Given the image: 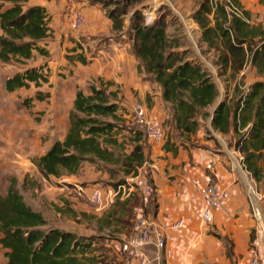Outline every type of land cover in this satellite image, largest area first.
Listing matches in <instances>:
<instances>
[{"label":"trees","instance_id":"obj_1","mask_svg":"<svg viewBox=\"0 0 264 264\" xmlns=\"http://www.w3.org/2000/svg\"><path fill=\"white\" fill-rule=\"evenodd\" d=\"M123 1L112 14L118 24L128 7L141 0ZM230 1L242 15L228 10V0H201L193 15L202 41L213 52L219 77L233 84L231 96L219 104L218 86L203 66L180 51L181 42L167 32L169 22L165 14L147 25L142 12H135L133 49L140 61V73L158 85L164 101L170 104L182 145L191 142L201 122L211 118L215 132L233 135V147L240 153L245 170L256 182L259 193L264 194V26L251 21L250 13L239 0ZM0 2L5 7L0 13V61L24 63L35 52L48 55L39 44L51 36L46 10L27 6L29 0ZM250 66L257 79L247 86L241 73ZM39 73L27 70L17 74L6 81V89L11 92L29 83L37 84L43 78ZM38 98L44 99L41 94ZM118 109L115 95L106 87L91 86L90 95L78 91L66 138L55 142L36 161L43 176L75 175L85 163H104L114 166L110 170L112 175L122 173V180L113 187L127 177H136L146 160L141 143L145 134L140 129L126 128ZM123 131L131 133L136 143L131 155L124 153L125 148L116 136ZM127 201L122 202L123 208ZM47 226L45 217L26 203L17 181L12 179L6 194L0 193V247L6 251L5 264L99 262L93 255L95 247H99L94 244L96 236L80 237L58 228L46 229Z\"/></svg>","mask_w":264,"mask_h":264},{"label":"crops","instance_id":"obj_2","mask_svg":"<svg viewBox=\"0 0 264 264\" xmlns=\"http://www.w3.org/2000/svg\"><path fill=\"white\" fill-rule=\"evenodd\" d=\"M200 1L177 0L178 9L168 0L164 3L174 11H180L181 18L184 14L178 6L192 4V11L186 9L198 27L193 15ZM123 3V0H74L71 5L70 0H29L27 6H40L46 10L51 34L39 43L50 56L39 57L35 52L30 60L45 63L42 60L45 58L49 67L59 72L56 76L64 74L67 77V87H70L64 112L57 114L56 109L53 115L64 120L63 128H59L60 124L56 126L55 131L60 132L50 137L43 155L55 142L66 138L78 91L90 95L91 86L106 87L115 95L118 115L126 128L137 130L130 121L136 109H141L164 129L165 138L157 142L143 135L141 142L146 160L139 178L152 188L151 196L135 194L126 199L128 204L124 208L122 202L125 200L117 201L107 210L97 211L99 233L94 244H98L102 252L97 256V264H140L137 257L142 254L151 264H248L251 248L264 242V220H260L261 215L264 217V209L258 197L250 195L248 186L239 176L228 170L216 135H213L215 139H210L213 136L207 135L201 126L191 137V142L182 145L176 135L170 104L164 101L158 85L140 73V61L133 49L134 14L145 5L135 3L129 6L127 3V14L118 24L112 14ZM161 4L160 1L153 2L152 8ZM74 13L82 16V25L78 29L72 28ZM210 126L211 123L208 129ZM116 136L125 148L124 153L131 155L136 146L133 135L123 131ZM102 166L114 169L113 165L104 163H85L78 174L63 176L64 181L75 188L86 182V191L107 190L110 185L104 183L114 180L115 175L102 170ZM104 185L106 188L102 187ZM211 187L224 192L225 199L222 205L211 207L213 221L207 224L202 220V213L210 202L208 190ZM130 210L135 216L143 212L166 225L184 219L185 226L178 233H168L164 249L145 247L130 254L126 250V240L133 230L134 219H129ZM109 252L111 256L106 255Z\"/></svg>","mask_w":264,"mask_h":264},{"label":"rangeland","instance_id":"obj_3","mask_svg":"<svg viewBox=\"0 0 264 264\" xmlns=\"http://www.w3.org/2000/svg\"><path fill=\"white\" fill-rule=\"evenodd\" d=\"M141 1L138 4L139 6L145 5L142 8L140 7V10L146 20V15L152 16V21L163 14L167 16V21L169 22L167 32L169 36L181 42L182 48L180 51L185 52L190 61L203 66L218 86L220 94L218 103L226 96H231L233 84H227L219 77L218 67L214 64L215 57L213 52L207 50L206 44L201 39L200 29H198L199 31L197 30L198 27L193 24L187 12L188 9L192 11L194 6L192 7V4L178 6L184 14V17L181 18V13L180 15L178 13L180 11H174L170 5L164 3V0ZM156 1H160L162 3L161 6L152 8V3ZM176 1L168 0L169 3L174 4L175 8H177ZM241 3L244 5L242 7L248 9L253 23L262 22L264 25V0H241ZM187 7L188 9H186ZM4 8L0 2V13ZM1 33L0 30V36ZM42 48L48 52L45 47ZM38 56L43 57L40 53H38ZM44 56H50L49 52L48 55ZM42 60L45 63L38 60H27L24 63L4 64L0 61V193L6 194L12 179H15L17 188L21 191L26 203L33 210L40 212L47 220L48 226L46 229L60 227L62 228L60 230L72 232L80 237L97 236L99 233L97 226L98 217L93 203L82 194L79 188H75L74 185H68L64 181L63 176L45 178L36 164L37 159L41 158L45 153V144L48 143L50 137L54 136L56 132L59 134L60 130L55 131L56 126L60 124L59 128H63L64 120L59 116L56 118L53 115L56 109L57 114H60L61 111L64 112L65 105L69 102L68 88H70L69 86L67 87V77L64 74L56 76L55 74L59 72L56 73L54 68H50L45 58H42ZM27 70H36L38 73H42L41 76L43 78L37 84L35 82L29 83L27 87L11 92L8 91L6 89V81L17 74L25 73ZM241 76H244L242 81L247 86L257 79L256 71L251 66L247 67L241 73ZM44 78H46V81H44ZM49 81L51 84H48ZM40 94L44 98L43 100H39ZM50 109H53V112ZM210 112L212 113L213 110H210ZM210 123L211 118L201 122L206 134L216 135L220 141L221 154L227 161L228 170L239 176L245 186H248L250 195L258 197L259 203L264 209V194L259 193L256 182L245 170L240 153L233 147V135L224 136L217 133L211 127L212 125L210 126L211 129H208V124ZM37 131H39L38 134H36ZM22 136H24V140ZM210 139L215 138L213 136ZM232 154H234L233 160L231 158ZM100 168L110 173L109 167L102 166ZM114 175V180L104 184L113 187L122 180V174L119 172ZM86 185H88L86 182L78 184L84 191H86ZM102 187L106 188V185ZM86 192L89 195L91 194L89 192L92 191ZM123 200L126 199L117 198L115 203ZM130 211L129 219L133 220L135 215L132 210ZM260 220H264L262 215ZM95 248L97 251L93 255L98 256L99 253H102L99 247ZM5 252L0 247V264L7 261ZM106 255H110V252L106 253ZM109 260L111 261V259Z\"/></svg>","mask_w":264,"mask_h":264},{"label":"built area","instance_id":"obj_4","mask_svg":"<svg viewBox=\"0 0 264 264\" xmlns=\"http://www.w3.org/2000/svg\"><path fill=\"white\" fill-rule=\"evenodd\" d=\"M71 5L74 0H70ZM230 5L227 6L228 10L236 13L237 15H242L240 9L236 8L230 0H228ZM76 14V13H74ZM73 14V15H74ZM147 20L145 23L147 25L152 24L154 21L153 17L146 15ZM82 16L79 14L74 15L72 20V28L78 29L82 25ZM145 111L141 109H136L134 112L130 124L144 132V134L157 142H162L165 138L164 129L158 125L155 121L150 120ZM138 174L133 179L128 178L125 182L119 184L116 187H110L107 190L96 189L88 195V193L80 187V191L84 194L96 207L97 211H104L111 207L117 198H130L135 194H141L143 197H149L153 193L150 186L146 185L140 178ZM210 202L205 206L202 213V220L210 224L213 221L212 206H220L224 203L225 193L219 192L211 187L208 190ZM185 226V220L179 219L177 221L171 222L166 225L164 223L157 222L145 215L143 212L137 214L133 220V230L129 234L126 240V250L133 254L135 250H140L145 247H155L158 250L165 248L166 239L168 233L180 232ZM138 261L140 264H151L152 262L147 258L146 255H140ZM248 264H264V242L259 246H254L250 250Z\"/></svg>","mask_w":264,"mask_h":264},{"label":"water","instance_id":"obj_5","mask_svg":"<svg viewBox=\"0 0 264 264\" xmlns=\"http://www.w3.org/2000/svg\"><path fill=\"white\" fill-rule=\"evenodd\" d=\"M219 103H220V102H219ZM219 103H218V104H219ZM218 104H217V105H218Z\"/></svg>","mask_w":264,"mask_h":264},{"label":"clouds","instance_id":"obj_6","mask_svg":"<svg viewBox=\"0 0 264 264\" xmlns=\"http://www.w3.org/2000/svg\"><path fill=\"white\" fill-rule=\"evenodd\" d=\"M144 16V15H143ZM155 21V20H154Z\"/></svg>","mask_w":264,"mask_h":264}]
</instances>
